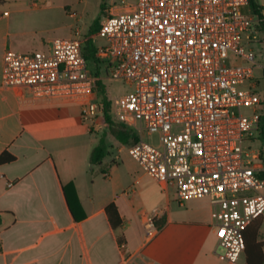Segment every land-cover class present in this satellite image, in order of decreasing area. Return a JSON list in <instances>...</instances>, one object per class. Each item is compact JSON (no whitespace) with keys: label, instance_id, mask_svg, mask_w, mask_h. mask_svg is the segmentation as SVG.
Wrapping results in <instances>:
<instances>
[{"label":"built area","instance_id":"1","mask_svg":"<svg viewBox=\"0 0 264 264\" xmlns=\"http://www.w3.org/2000/svg\"><path fill=\"white\" fill-rule=\"evenodd\" d=\"M248 6L249 0L123 2L90 35L104 40L96 53L101 75L79 34L52 39L48 51L7 50L2 74L5 87L77 103L87 121L103 115L95 99L99 80L132 87L112 99L116 123L138 137L130 156L159 184L174 187L180 204L211 202L218 246L233 264H243L244 232L264 214V159L250 143L263 137L256 69L264 74V62L255 51L259 21ZM155 134L156 143L144 139ZM141 220L150 242L159 233L155 216L144 212Z\"/></svg>","mask_w":264,"mask_h":264},{"label":"crops","instance_id":"2","mask_svg":"<svg viewBox=\"0 0 264 264\" xmlns=\"http://www.w3.org/2000/svg\"><path fill=\"white\" fill-rule=\"evenodd\" d=\"M255 1L264 22V0ZM112 6L104 5L105 14ZM56 7V0H0V264H233L218 246L215 208L207 198L180 204L174 187L159 184L131 156L138 166L123 168L129 145L117 140L109 149L113 156L93 166L91 153L105 133L96 131L101 116L87 121L66 98L2 85L7 50L50 49L60 29ZM260 39L263 47L264 32ZM259 150L264 159V141ZM110 204L117 209L116 228L106 213ZM144 212L159 227L150 242ZM247 230L264 242V214ZM248 259L245 250L241 263L264 264L255 248Z\"/></svg>","mask_w":264,"mask_h":264},{"label":"rangeland","instance_id":"3","mask_svg":"<svg viewBox=\"0 0 264 264\" xmlns=\"http://www.w3.org/2000/svg\"><path fill=\"white\" fill-rule=\"evenodd\" d=\"M135 0H56V5H59V7H56L58 12V24H59V32L57 37H68L71 35L72 37L79 34L81 38L86 40L85 42V51H86V44L87 40L90 38V28L94 27L95 23L102 22L105 16L104 7L103 4L107 7L111 5L120 4L123 2L127 3H133ZM73 13H76V16L73 17ZM97 46H101L104 44V40L101 38H97L96 40ZM264 46L261 47L260 43L256 44V54H257V60L264 62V59L261 57L260 53H263ZM91 63V62H90ZM91 68H93V63H91ZM256 76L261 82V88H264V83L262 81L263 71L261 69H256ZM106 90L108 93V98L112 100L115 96L122 95L123 93H126L128 91H132V87H129L125 84H123V81H116V80H106L105 83ZM245 113H250L251 110L244 109ZM100 116H97L96 119H98ZM114 120V118H113ZM116 123V121L114 120ZM100 127L99 129L92 128V131H98V132H106V142L109 146L107 155L113 156L112 150H109L110 148L114 147L115 138L108 134V128L107 125L104 122V117H100ZM103 134V133H102ZM144 139L148 141H152L153 143H156L158 140V135H144ZM263 137L260 138V140L250 142L254 148H261V144H263ZM121 144V143H120ZM123 145V144H122ZM130 146V144H127ZM129 148V147H128ZM128 150V149H127ZM112 158V157H111ZM110 158V159H111ZM119 157L114 156L112 159L113 161L118 159ZM121 164L123 165V168H129L138 166L137 163L130 157L128 154V151L125 152L122 158ZM103 185H100V188L103 189L105 186V183H102Z\"/></svg>","mask_w":264,"mask_h":264},{"label":"trees","instance_id":"4","mask_svg":"<svg viewBox=\"0 0 264 264\" xmlns=\"http://www.w3.org/2000/svg\"><path fill=\"white\" fill-rule=\"evenodd\" d=\"M104 7V4L102 5ZM246 12H250L253 15H255L258 18L259 21V28L261 32H264V22H263V15H262V7L256 3L255 0H249V6L245 9ZM100 28V22L95 23L94 27L90 28V34H94L96 32L99 31ZM86 59L89 62V65L91 67V63H93V68L96 72L97 75H101V64L102 62L96 57V53H97V44H96V40L93 39H89L87 40V44H86ZM91 62V63H90ZM263 83H264V74H263ZM106 80H99L97 83V88H96V92H95V99L102 103L104 106V110H103V117H104V122L107 125L108 128V134L112 135L119 143L123 144V145H127V144H132L135 141L138 140L137 134L127 128L125 125L123 124H119V123H115L113 120V115H112V100H110L108 98V93L106 90V86H105ZM262 105L264 106V92H263V96H262ZM106 136L107 133L105 132L98 144L95 146V148L93 149L92 153H91V164L93 166H99L103 163L104 158L107 156L108 153V144L106 142ZM262 136L264 137V110H263V130H262ZM101 172L103 174L106 175V171L104 169L101 170ZM67 187H72L74 188V184H69L68 186H65V190ZM106 213L109 217L110 223L111 225L116 228L118 227L119 224H117L114 221V216H116L117 213V209L115 204H110L107 208H106ZM249 227V226H248ZM248 227L246 228L245 232H244V239H245V250H247V256H248V260H250V256H252V251L254 252V248L256 250H258L259 255H260V262L263 263L264 261V255H263V251H262V247L264 245V242H255V238H256V234L252 235V238H250V236H248Z\"/></svg>","mask_w":264,"mask_h":264}]
</instances>
